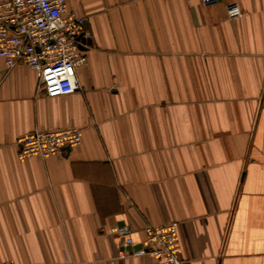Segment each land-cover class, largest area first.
<instances>
[{"label": "crops", "instance_id": "obj_1", "mask_svg": "<svg viewBox=\"0 0 264 264\" xmlns=\"http://www.w3.org/2000/svg\"><path fill=\"white\" fill-rule=\"evenodd\" d=\"M67 5L90 32L78 91L48 97L0 57V260L162 264L113 229L176 221L183 264H264V0ZM67 128L63 155L19 156Z\"/></svg>", "mask_w": 264, "mask_h": 264}, {"label": "built area", "instance_id": "obj_2", "mask_svg": "<svg viewBox=\"0 0 264 264\" xmlns=\"http://www.w3.org/2000/svg\"><path fill=\"white\" fill-rule=\"evenodd\" d=\"M67 3L68 0L0 1V57L8 69L24 65L34 70L39 88L48 97L78 91L77 69L87 64L80 46L90 38V32L83 17L69 13ZM228 10L235 15L232 5ZM82 135L80 128L35 130L19 137L16 145L21 158L47 159L78 146ZM113 233L121 239L123 256H150L162 264H183L176 221L146 227L144 238L138 243L126 226L117 225ZM127 248L138 249L129 253ZM0 264L14 263L0 260Z\"/></svg>", "mask_w": 264, "mask_h": 264}, {"label": "water", "instance_id": "obj_3", "mask_svg": "<svg viewBox=\"0 0 264 264\" xmlns=\"http://www.w3.org/2000/svg\"><path fill=\"white\" fill-rule=\"evenodd\" d=\"M67 150H69V148H67ZM138 248H139V247H138ZM138 248H134V249L127 248V251H129V253H132L133 250H137Z\"/></svg>", "mask_w": 264, "mask_h": 264}]
</instances>
